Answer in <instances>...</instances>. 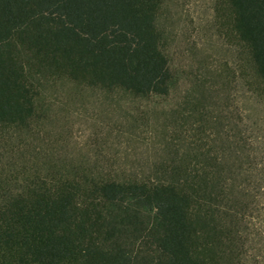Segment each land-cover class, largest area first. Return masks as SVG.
<instances>
[{
    "label": "trees",
    "instance_id": "1",
    "mask_svg": "<svg viewBox=\"0 0 264 264\" xmlns=\"http://www.w3.org/2000/svg\"><path fill=\"white\" fill-rule=\"evenodd\" d=\"M176 6L0 0V264H252L264 144L236 94L264 105V0H213L235 60L190 72ZM69 106L106 118L86 145Z\"/></svg>",
    "mask_w": 264,
    "mask_h": 264
},
{
    "label": "rangeland",
    "instance_id": "2",
    "mask_svg": "<svg viewBox=\"0 0 264 264\" xmlns=\"http://www.w3.org/2000/svg\"><path fill=\"white\" fill-rule=\"evenodd\" d=\"M173 13L174 17L168 23L171 30L170 51L178 65L184 66L190 72L191 60H195L194 62L202 58L216 62L235 60V51L228 46L215 27L213 0H177ZM236 98L246 124L259 136L262 141L260 146L263 145L264 105L241 87ZM64 116L71 125L72 140L79 145L88 144L96 129L98 130V125L107 122L104 116H96L91 107L69 106L65 109ZM122 147L120 148L124 151ZM262 222L264 226V218ZM249 260L252 264H264V244H257L256 248H251Z\"/></svg>",
    "mask_w": 264,
    "mask_h": 264
}]
</instances>
